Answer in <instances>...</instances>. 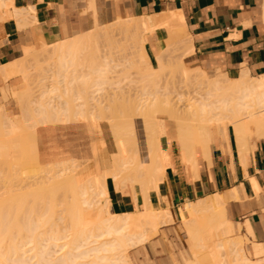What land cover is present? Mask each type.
<instances>
[{
  "label": "bare ground",
  "instance_id": "bare-ground-1",
  "mask_svg": "<svg viewBox=\"0 0 264 264\" xmlns=\"http://www.w3.org/2000/svg\"><path fill=\"white\" fill-rule=\"evenodd\" d=\"M88 1L91 9L97 15L94 5L96 4L95 0ZM179 14L165 13L155 18L119 19L109 25L99 24L95 16V28L90 32L77 33L76 36L64 41L53 42L54 44L52 45H47L42 41L43 51L49 52V55L46 53V57L49 60L47 61L45 56L44 59L41 58V55L40 59L42 60L40 61L43 62H40V64H46L45 61H47V65L51 66L50 59L52 57L50 58V56H58V62H53V60L51 62L53 63V68H58L55 71L59 70V73H56L58 74L57 78L59 83L56 82L58 83H55L56 87H52L58 88V92L63 87L64 90H60V94L61 91L63 92L61 96L56 90L58 96L53 91L55 88L50 90L51 87L47 86L49 90L45 88L46 90L41 92L42 99L39 102L34 103L32 98L31 101L28 100L31 97L28 96L30 95L28 93L31 89L29 79L31 80L30 76L33 73L32 71L30 75V70L31 68H34V70L41 69V65L35 64L36 67L38 65V68H36L32 67L31 63L30 65L28 64L32 52L29 47L24 48L22 58L0 67V75L4 77L6 82L10 79L17 81V77H21L25 84V88H21L22 85L20 84L13 88L7 86L3 89L5 97L7 98L10 94L14 96L15 100L18 99L17 102L19 101L18 104H21L19 105L22 106L23 110L20 118H13L7 111L5 105H3L5 102L0 105V121H4L2 123L0 122V124H3L5 128L7 127L6 130L9 129L11 133L22 132L24 130L22 126L23 122H32L34 134H36V130L40 124H46L48 122L50 116L48 112L51 109L54 112L53 114L58 118H62V123L94 122L99 128L100 120L106 119L105 117L107 116H92L91 113L89 114L90 117L87 115V112L88 110L91 112L95 109V105H104L102 100L106 95L104 90L112 88L111 90H116L117 92L115 91V93L118 95L121 92H125L124 89H127L125 86L127 81V86H136L133 89H139L135 92L138 93V96L134 99L130 95L128 96L131 100L130 98L128 99L126 109L123 111L125 113L121 117L124 123L116 121L115 115H112L114 117H110V115L107 118L117 140V151L112 155L110 162L101 173L97 174L95 170H88L90 166L92 167L91 169H94V164L91 161L82 165L83 161L79 164L74 160H69L63 161L61 170L57 172L50 173L46 170H37L39 173H36L35 179L39 182L31 184L35 180L34 174L30 176L27 173H35L34 171L30 170L28 172L26 171V173L22 171L26 175V178L21 171L15 175V173L0 170V264H34L32 260L36 257H38L36 264H130L127 254L128 244H131L132 241H137V243L134 242L137 245L148 240L146 237L147 232L145 235V231L144 233L142 232L143 229L141 230L142 234L140 227L137 228L139 221L148 225L174 223L177 216L170 207L157 209L149 201L150 193L153 190H158L160 182L165 178V171L168 167L160 141L158 127L160 114L170 116L177 120L184 163L186 165L191 164L194 167L196 177L198 176L197 153L199 145L208 160L212 142L218 138L228 139L230 127L235 134L242 152L244 148L246 149L248 147V145L246 146V142L244 147V141L249 136L251 137L253 134L257 136L264 135V76L254 77L248 72H242L238 78L231 79L226 74L220 73L215 76H209L207 72L199 68H189L184 63L182 56L192 53L193 47L189 36L179 32L178 28H181L183 31L185 30L184 21ZM10 21L14 22L20 31L25 30L31 24L36 23L34 7L18 8L16 7L15 0H0V40L7 36L6 25ZM157 28L168 29L170 38L166 49L160 54H157L158 67L156 68L153 67L154 65L150 61L145 45L147 43V34ZM115 33L116 35L120 33L119 36L121 34L125 35L128 41L125 40V44H122L121 40L118 42L121 44L120 46L115 41ZM113 35L114 37H112ZM112 38L114 40L111 41L110 39ZM100 39H106L107 42L104 40L106 45H102ZM90 45L93 46L90 47ZM124 45L126 46V50L121 48ZM84 47H87L86 49H93L91 53L90 51L88 53L90 49L85 50ZM118 47L122 50L120 51ZM121 52L123 53L121 54ZM176 52L178 54L180 53L179 55L181 57H177L176 55L178 54L175 57L174 54ZM87 53L88 56H83L87 55ZM126 53H129V57H132L129 58L127 56L126 58L124 56ZM82 56L86 57L84 58L85 63L82 60ZM122 56L124 59L121 58ZM34 62L38 63V58L37 62L36 60ZM76 63L80 65L81 71L77 69L79 72L76 70V65L78 66ZM175 63L178 65L177 67ZM43 64L42 67H44ZM57 65L60 66L57 67ZM127 66L130 67L131 72H129L130 69H127ZM173 67H175L174 70L177 71L176 73L180 74V81L185 86L188 87L193 83L204 86L206 90L203 93L193 96L186 102H183L181 99L183 95L179 90L177 92L180 93H176V95H180L178 96V100L175 98V92L168 91L167 93H162L160 83H162L161 81L165 77V72L170 68L173 69ZM44 68L47 69V67ZM124 68L127 69L128 73L125 70L122 71ZM132 69H136V75V72ZM119 72H124V76L114 75ZM132 72H134V75ZM130 74L133 75L132 79V75ZM53 76L56 78V75ZM49 78L53 79L51 77ZM58 85L61 86L60 89L57 87ZM80 86L83 89L87 87L89 89L88 91H90V93L88 92L89 95ZM75 89L79 91L77 92ZM119 90L121 91L120 93ZM71 92L74 94L72 96L73 98L70 96L72 100L68 98ZM80 92H83L84 96L87 95L85 100L82 98L84 96ZM63 96L65 97L63 98ZM106 98L104 102L108 100ZM54 102L56 106L53 108L50 107L49 105ZM178 103H184L186 108L183 112L184 114L178 111ZM127 109L128 111H126ZM92 112L94 113V111ZM126 112L129 113L128 116H126ZM134 117L139 119L138 123L134 120ZM9 130H7L8 134ZM3 137L5 136L3 135L2 139L0 138V157L2 158L3 156L6 158L3 159L8 163L10 150H8L9 152L6 150L7 157H5L4 154L6 152L4 151L9 147L11 149V144H9L11 141L9 142L8 139L9 146L6 147L5 141L7 142L6 139L9 136L5 137V141ZM23 139L20 140L22 141ZM20 140L18 141L20 142ZM246 141L248 144V140ZM21 143L27 144L23 141ZM20 144H15L18 150V147L23 146ZM101 144L103 147L105 146L104 141ZM12 146L15 147L14 144ZM23 148L24 146L22 150ZM14 150L16 151V149ZM16 152L20 153L21 150ZM16 152H14V155ZM20 155H16V157ZM10 163L12 164V161ZM49 174H51L50 177H47L46 175ZM18 175L22 178L19 177L20 179L18 178L17 180ZM28 176L30 177V184L33 185L32 187L35 188L42 184H46V186L35 189L30 187L31 185L29 186V182L27 181ZM31 177L33 179L32 181ZM23 178L25 184L27 181L26 186L25 184L24 186H20L23 182L18 183ZM110 181L113 183L114 189L119 195L129 193L134 196V199H137V188H140L145 207L133 213H115L111 207L112 199L110 198L109 192ZM47 184H50V186ZM95 189L97 190L94 192ZM25 190L34 191L25 194ZM59 190L62 191L60 201L56 200V197L59 195L57 194ZM50 191L54 193L53 202L48 206L52 209L53 221L56 222L58 218L57 221H60L59 223L62 222V225H60L62 229L60 227H54L51 230V234H42L38 233V231L40 229H46V225L50 219H47L45 213L34 218L36 214L34 206L38 202H40V205L42 203L44 204L47 194L51 193ZM97 191L99 194L97 193L96 195ZM255 193L258 195L259 189H255ZM97 197L102 198L99 199ZM236 200H239V194L236 190H233L226 194H217L214 199L207 197L197 202H187L179 209V214L183 219L182 221L188 228V235L193 244V248L199 250L192 252L191 259L183 258L184 264H264V243L254 241L257 237L250 220L247 219L243 224L252 241V246L249 248L250 254L256 260L251 259L247 254L248 250L246 251V248L248 247L245 246V240L241 236V227L236 225L228 215L227 208L229 204ZM89 212H94L93 215L95 217L91 215L94 217L93 219L88 215ZM137 222L138 224L133 230L136 229L137 233L139 231L141 235L138 233L139 235L136 236V233L134 234L136 231L131 230L130 236L128 233L130 230L128 231V229L132 224L136 225ZM63 232L65 233L63 234ZM106 236H111L113 241L112 239H110L112 242L106 241L107 238H104L103 242L102 238ZM68 237L73 238L70 240L71 244L68 242L71 245L70 249L62 253V248L64 246L66 248L68 245L67 242L64 244H60L59 242ZM47 239L54 241L47 245L51 249L44 246L43 241ZM100 239L102 240L101 242ZM32 244H37L42 248L38 252H35L34 256H28L27 254L32 250H26V247ZM91 244L94 245L91 246ZM56 247H59L60 254L62 253L58 255L59 257H56L54 253H59V251L52 250L54 248L56 249ZM89 258L92 259L90 260Z\"/></svg>",
  "mask_w": 264,
  "mask_h": 264
},
{
  "label": "crops",
  "instance_id": "crops-1",
  "mask_svg": "<svg viewBox=\"0 0 264 264\" xmlns=\"http://www.w3.org/2000/svg\"><path fill=\"white\" fill-rule=\"evenodd\" d=\"M15 4L18 8L34 7L36 23L23 31L14 22L7 23V36L0 40V67L22 58L25 47L40 48L42 41L52 45L95 28V21L86 22L82 16L86 7L83 0H15ZM104 7L116 21L180 13L184 33L193 47L192 53L184 59L186 63L205 72L226 74L231 79L238 78L242 72L254 77L264 76V0H107ZM150 33L146 36L145 48L152 65L157 66V54L166 49L169 31L157 28ZM17 79H10L13 83L4 88L23 84L21 77ZM8 82L0 75V83ZM158 127L168 167L158 190L149 195L152 206L170 207L177 212L187 202L215 198L217 194L236 190L239 200L229 204V214L232 207L235 218L245 220L243 223L250 220L256 237L264 240V135L247 138L248 144L245 140L244 147L246 142L249 148L242 152L230 128L228 139L212 142L208 160L203 150H198L196 177L194 167L184 163L175 121L158 118ZM36 138L38 161L43 166L69 160L91 161L99 174L116 153L115 141L108 127L101 123L99 128L94 122L40 125ZM255 189H259L258 195ZM109 191L112 210L117 214L133 213L145 207L140 188H137V199L129 193L119 195L111 181Z\"/></svg>",
  "mask_w": 264,
  "mask_h": 264
},
{
  "label": "rangeland",
  "instance_id": "rangeland-1",
  "mask_svg": "<svg viewBox=\"0 0 264 264\" xmlns=\"http://www.w3.org/2000/svg\"><path fill=\"white\" fill-rule=\"evenodd\" d=\"M85 3H86V8L84 7V9H83V11H82V16L84 17V20L86 21V22H90V21H92V22H94L95 21V12H94V10H92L91 9V7H90V4H89V1L88 0H83ZM104 1H107V0H97V3H96V10H97V18H98V21H99V23H104V22H106V23H114V22H116V17H112V16H110L109 14H107V10H106V8L104 7ZM90 7V8H89ZM85 10V11H84ZM179 29V32L181 33V34H184V31L181 29V28H178ZM168 30V29H167ZM118 33V32H117ZM74 34V33H73ZM115 35H116V33H115ZM118 35V36H117ZM115 37H114V35L112 36V37H114L115 38V41H117V43L118 42H120L121 40V42H122V44L125 42V40L126 41H128V39H127V37L125 36V35H122L121 34V36H119L120 35V33L119 34H117ZM116 37H117V39H116ZM114 38H112V39H110L111 41L112 40H114ZM125 38V39H124ZM170 38V37H169ZM101 40V39H100ZM103 40V41H102ZM101 41H100V43L102 44V45H106V42H107V40L106 39H102ZM104 40H106V42L104 41ZM114 41V42H115ZM167 43H168V41H167ZM120 46H121V44L120 43H118ZM125 44V43H124ZM93 45H90V47H92ZM119 46V47H120ZM87 47H89V46H87ZM87 47H84V49L85 50H88V49H90V50H88V53H89V51H90V53H91V50L93 49H91V48H88V49H86ZM118 47V48H119ZM125 45H124V47H121V48H123V49H125ZM30 50L32 51L31 52V55H30V59H29V62H28V64L30 65V63H31V65H32V67H36L35 66V64H38V65H41V69L39 68V69H36V68H38V65H37V67L35 68L36 70H34V68H31V70H30V75H31V72L33 71V73H32V76H30L31 77V80L29 79V81H30V92H32V93H28V94H30V95H28L30 98H28V100L29 101H31V98H32V100L34 101V103H36V102H39L42 98V93L41 92H43L44 90H46V89H48V87H51L50 88V90H53L55 87H56V84H58L59 82H58V78H57V76H58V74H56L57 72L59 73V70H56L55 71V69H58V68H53V63L51 62L52 60H53V62L54 61H57V55L54 57V56H50V58L52 57V58H54V59H50L51 61H50V64H51V66L49 67L48 65H47V61L49 60V58H47L46 56H47V54L46 53H48V55H49V52L48 51H43V48H42V46L40 47V48H38V47H30ZM36 50V51H35ZM119 50L121 51L122 49H120L119 48ZM126 50V49H125ZM42 51V52H41ZM124 51V50H123ZM125 52V51H124ZM126 52H128V51H126ZM42 53V54H41ZM88 53H87V55H83V56H88ZM123 52H121V54H122ZM46 54V55H45ZM125 54V53H124ZM176 54H178L177 52L174 54V56L176 55ZM180 54V53H179ZM176 55L177 57L178 56H180V55ZM35 55V56H34ZM42 55V56H41ZM190 55V53H188V54H185L184 56H182L183 58V61H184V59L187 57V56H189ZM40 56H41V58H45L46 57V59H47V61H45L46 62V64H43V63H41L40 64V62H43V61H40V60H42V59H40ZM45 56V57H44ZM82 56V60H83V62L85 61L84 60V58H86V57H83ZM89 56H91V55H89ZM118 57H119V55H117ZM124 56H126V58H127V56L129 57L130 56V54L129 53H126V55H124ZM175 56V57H176ZM35 58V59H33V58ZM132 57V56H131ZM131 57H129V58H131ZM174 57V58H175ZM181 57V56H180ZM37 58H38V63H35L34 62V60H36V62H37ZM88 58V57H87ZM117 58V57H116ZM121 58H123L124 59V57L122 56ZM128 58V59H129ZM33 59V60H32ZM76 59H78V58H76ZM90 59H91V57H90ZM118 59V58H117ZM176 59V58H175ZM32 60V61H31ZM81 60V59H80ZM79 60V61H80ZM59 61V60H58ZM57 61V62H58ZM75 61H77V60H75ZM74 61V62H75ZM88 61V60H87ZM86 61V62H87ZM174 61V60H173ZM34 62V63H33ZM44 62V63H45ZM185 63H186V61H184ZM33 63V64H32ZM49 63V62H48ZM60 63V62H59ZM59 63H57V64H59ZM85 63V62H84ZM89 63V62H88ZM42 64H43V66L44 67H47V69L46 68H44V67H42ZM55 64H56V62H55ZM76 64H78V66L76 65V70L77 69H79L80 70V65H79V63H76ZM47 65V66H46ZM130 65V64H129ZM175 65H176V63H175ZM186 65L189 67V68H192V69H195L196 67H192V66H190L188 63H186ZM60 66V65H59ZM58 65H57V67H59ZM178 65H176V67H177ZM29 67V66H28ZM54 69H52V68ZM55 67V66H54ZM153 67H158V62H157V66H153ZM52 70H50V69ZM130 69V67H128L127 66V69ZM43 69V70H42ZM46 69V70H45ZM127 69H121L122 71H124L125 70V72H127ZM175 69V67H173V69H169L168 71H166L165 72V77H164V79H162V83H160V90H161V92L162 93H167L168 91L169 92H175L174 94L176 95V93H180V92H177L178 90L179 91H181L182 92V95L183 96H181V99L183 100V102H186V101H188L189 99H191L193 96H196V95H198L199 93H203L206 89H205V87L204 86H199V85H196V84H193L192 83V85H190V86H185V84L184 83H182L181 81H180V74H177L176 72L177 71H175L174 70ZM179 69V68H178ZM42 70V71H41ZM134 72H136L135 70L136 69H132ZM172 70V71H171ZM44 71V72H43ZM54 71V72H53ZM78 71V70H77ZM81 71V70H80ZM120 71V70H119ZM129 71V70H128ZM175 71V72H174ZM43 72V73H42ZM53 72V73H52ZM79 72V71H78ZM129 72H131V69H130V71ZM134 72H132V74L134 75ZM55 73V74H54ZM128 73V72H127ZM179 73H181L180 71H179ZM208 74H209V76H213V75H215V74H217V73H220V72H215V73H209V72H207ZM41 76H39V75ZM124 74V72L122 73V72H119V73H115L114 75H123ZM126 74V73H125ZM132 74H130V75H132ZM137 74V72L135 73V75ZM50 75V76H49ZM53 75H56V78L53 76ZM133 75L131 76V79L133 78ZM124 76V75H123ZM49 77H51V78H53V79H50ZM120 77V76H119ZM136 77V76H135ZM138 77V76H137ZM127 78V77H126ZM54 79H56V81H54ZM61 79V78H60ZM127 79H129V78H127ZM138 79V78H137ZM123 80H125V79H123ZM139 80V79H138ZM133 81V80H132ZM136 81V80H135ZM52 82V83H51ZM56 82H58V83H56ZM12 83V80H10L8 83H0V105L1 104H3L4 102V104L3 105H5V107H6V109H7V111L11 114V116L13 117V118H20L21 117V114L23 113V110H22V106H20L19 104H18V102H17V100L18 99H16L15 100V97L14 96H12L11 94L6 98L5 97V94H4V90H3V88L7 85V84H11ZM54 83V84H53ZM56 83V84H55ZM127 83H128V81H127ZM127 83H126V87H127V89H124V91L126 92H121L120 90H119V93L120 94H118L117 95V93H115V91H114V89L113 90H111L112 88H109V90L108 89H106V90H104L105 91V94L106 95H108V96H106L105 94V98L106 99H108V100H105L106 102H104V99H102L103 100V103H104V105L102 106V105H100V106H102V107H100L99 105H95L94 106V108L95 109H93L92 111H94V113L91 111H89L88 110V116H90L89 114H91L92 113V116H98V115H100V116H107V117H105L106 119H102V120H100V123L101 124H105L107 127H108V130H109V132H110V134H111V136L113 137V139H114V141H115V149H116V151H117V140H116V137H115V134H114V131H113V129H112V127L110 126V124H109V120L107 119L110 115V117H114V116H112V115H115V119H116V121H119V123H124V121H123V118L121 119V117H123V113H125V112H123V111H125L124 109H126L125 107L127 106V104H128V99L130 98V97H128L129 95L132 97V99H134L136 96H138L137 94L138 93H135V92H137V90H139V89H133V87H136V86H133V87H129V85L127 86ZM36 84V85H35ZM50 86H49V85ZM53 84V85H52ZM124 84H125V81H124ZM22 86H21V88H25V84L23 83V84H21ZM60 85V84H59ZM57 86V87H59V89H60V87L61 86ZM130 85H132V84H130ZM136 85V84H135ZM42 86V88H43V86H44V88H43V90H42V88H40ZM48 86V87H47ZM52 86H55V87H52ZM141 86V85H140ZM185 86V87H184ZM81 88H82V86H80ZM46 88V89H45ZM53 88V89H52ZM63 90H64V88L63 87H61ZM71 88V87H70ZM72 88H74L73 86H72ZM71 88V89H72ZM77 88V87H76ZM81 88H79L78 87V89H80V91H87V95H89L88 94V92L90 93V91H88L89 89H87V87H85L84 89L82 88V90H81ZM140 88V87H139ZM58 89V88H57ZM57 89L55 88L53 91H57ZM62 89H60V90H62ZM187 89V90H186ZM49 90V89H48ZM60 90H59V95L61 96V94L63 93L62 91H61V94H60ZM75 90H77V89H75ZM108 90V91H107ZM127 90V91H126ZM132 90V91H131ZM133 90H134V92H133ZM136 90V91H135ZM174 90V91H173ZM55 91V93L57 94V92ZM79 90H77V92H78ZM103 91V92H104ZM107 91V92H106ZM112 91V92H111ZM114 91V92H113ZM2 92V93H1ZM117 92V91H116ZM81 93V92H80ZM126 95H125V94ZM84 93L82 92L81 93V95H83ZM85 94V95H86ZM110 94V95H109ZM113 94H116V95H113ZM128 94V95H127ZM136 94V95H135ZM172 94V93H171ZM176 95V99L178 100V96H180V95ZM74 94L71 92L70 93V95H69V97L68 98H70L71 99V97L73 96ZM86 95V96H87ZM121 97H120V96ZM135 95V96H134ZM12 96V97H11ZM57 96H58V94H57ZM71 96V97H70ZM84 96V95H83ZM86 96H84V97H82L84 100H85V98H86ZM102 96V95H101ZM113 96V97H112ZM116 97V99H115V97ZM119 96V97H118ZM126 96V97H125ZM174 96V95H173ZM65 96H63V98H64ZM89 97V96H88ZM123 97V98H122ZM73 98V97H72ZM75 98V97H74ZM175 98H173L174 100H175ZM110 99V100H109ZM67 100V99H66ZM65 100V101H66ZM72 100V99H71ZM75 100V99H74ZM87 100V99H86ZM130 100H131V98H130ZM7 102V103H6ZM127 102V103H126ZM17 103V104H16ZM50 107H54V106H56V103L54 102V103H52V104H50L49 105ZM33 107V106H32ZM129 107V106H128ZM178 111L179 112H182V114H184L183 112L185 111V106H184V103H178ZM184 108V109H183ZM51 109V108H50ZM91 109V108H90ZM123 109V110H122ZM181 109H182V111H181ZM122 110V111H121ZM126 111H128V109L126 110ZM49 119H48V122L46 123V124H50V123H62V118L60 117V118H58L55 114H53L54 112L52 111V109L51 110H49ZM119 113V114H118ZM127 113V115L126 116H128V112H126ZM132 113H134V112H132ZM93 114H95V115H93ZM135 114V113H134ZM161 115V114H160ZM119 118H118V117ZM166 116V115H165ZM91 117V116H90ZM104 117H102V118H104ZM117 117V118H116ZM168 117V118H167ZM99 118H101V117H99ZM127 118V117H126ZM135 118V117H134ZM159 118L160 119H163V120H165V121H169V118L170 119H172V120H174L175 121V123L177 124V120L176 119H174V118H171L170 116H166V117H164V116H159ZM124 120H125V118H124ZM134 120H136V122L138 123L139 122V119L138 118H135ZM123 121V122H122ZM1 123L2 122H4V121H0ZM1 126H0V135H2V133H3V135L5 136V137H8L7 139L5 138V137H3V140L4 139H6L7 140V142L5 141V143H6V147H8L9 145H8V139H9V142L11 141V143H9V144H11L10 146H11V149H10V147L9 148H6L5 149V151L4 152H6V154H4L5 155V157H7L6 155H7V151L8 150H10V156L8 157L9 158V161L11 162L12 161V164L8 161V160H6V161H8V163H10V164H8L7 162H5V160L4 159H6V158H4L3 156H2V158L0 157V170L1 171H4V172H12L13 174L15 173V175H16V173L17 172H19V171H24L25 173H26V171L28 172V171H34L35 173H31V174H28L27 173V175H30V176H32V174H34L33 176H34V179H35V177H36V173L38 172L39 173V171H37V170H46V171H48V172H50V173H53V172H57V171H59V170H61V166H62V162L61 163H57V164H51V165H48V166H43V165H41L40 163H39V161H38V151H37V138H36V134H34V129H33V125H32V122H23V129L24 130H22V132H17V133H11L10 132V130L9 129H7V130H9V134H8V131L6 130V128L3 126V124H0ZM40 125H45V124H40ZM231 128V127H230ZM112 130V131H111ZM7 133H6V132ZM2 132V133H1ZM5 132V133H4ZM7 134V135H6ZM2 135V136H3ZM254 136H257V135H255V134H253ZM252 135V136H253ZM2 136H0V138L2 139ZM259 136V135H258ZM12 137H13V139H12ZM16 137H17V139H16ZM19 137H21V138H19ZM23 137H24V139H23ZM10 138H11V140H10ZM19 138V139H18ZM249 138H251L250 136H249ZM20 139H23L22 141L23 142H26L27 144H25V143H21L22 141L20 140ZM218 139H221V138H218ZM223 140H224V138H222ZM221 139V140H222ZM15 140H17L16 142H15ZM18 140H20V142L18 141ZM12 142H13V144H14V146H15V144H20L21 146L23 145L24 146V148H23V150H22V147H18L19 148V150H21V152L20 153H17L16 151H19L16 147L17 146H15V147H13L12 145ZM17 142H19V143H17ZM12 148H13V150H12ZM14 149H16V151L14 150ZM7 150V151H6ZM199 151L201 150V146L199 145V149H198ZM23 151V152H22ZM3 152V153H4ZM14 152H16L15 153V155H14ZM201 152V151H200ZM2 153V154H3ZM8 153V154H9ZM22 156H21V155ZM16 155H20L18 158L16 157ZM14 157H15V159H14ZM204 157V156H203ZM4 158V159H3ZM205 158V157H204ZM206 159V158H205ZM15 160V161H14ZM14 161V162H13ZM77 163H81V161H76ZM90 164H91V162H89ZM89 163H88V166H89ZM86 164V162L84 163V161L82 162V165H85ZM94 166V165H93ZM92 167L90 166V167H88V170L90 169L91 171L93 170H95V167H93L94 169H91ZM105 169V168H104ZM36 170V171H35ZM87 170V171H88ZM15 171V172H14ZM23 173V172H22ZM37 173V174H38ZM24 174V173H23ZM42 174H45V173H42ZM25 175V174H24ZM50 175L51 174H49V175H46L47 177H50ZM20 176H22V174H20ZM19 175H18V177L16 178L17 180H18V178L20 177ZM24 177V176H23ZM25 177H26V175H25ZM44 177V176H43ZM20 178H22V177H20ZM19 178V179H20ZM27 178V177H26ZM29 176H28V182H29V186L31 185V184H36L35 182H37L36 180L37 179H35V180H33L32 179V177H31V181H32V183L30 182V180H29ZM20 181V180H19ZM18 181V183L20 184V183H22L23 182V184L21 185L20 184V186H24V184H25V180H24V178L22 179V181L21 182H19ZM27 181H26V184H27ZM17 182V181H16ZM34 182V183H33ZM39 182V181H38ZM37 182V183H38ZM31 183V184H30ZM26 184H25V186H26ZM48 186H50V184H47ZM28 186V185H27ZM33 185H31L30 187H32ZM42 186H46V184H42V185H38L37 187H35V188H38V187H42ZM32 188H34V187H32ZM34 188V189H35ZM36 190H38V189H36ZM41 190V189H40ZM97 189H95L94 190V192L96 191ZM115 190V189H114ZM26 192H24L25 194L26 193H28V192H33L34 190H25ZM98 191H99V188H98ZM96 192V195H97V193L99 194V192ZM51 193H49V194H47V196H46V198H45V203L43 204H41L40 205V202H38V203H36V205L34 206V209H35V211H36V214L34 215V218H37L38 217V215H41V214H43V213H45L46 214V217H47V219L49 220L50 219V221L48 222V224L46 225V229H40V231H38V233H46V234H51V230H53L54 229V227H60L61 229H62V226H60V225H62V222L61 223H59L60 221H57L58 220V218H57V220H56V222H54L53 221V217H52V209H51V207H49L48 205H51V203L53 202V194L54 193H52V191H50ZM100 192H101V188H100ZM110 192V191H109ZM57 194H59L56 198V200H59V199H61L62 198V191L61 190H59L58 191V193ZM93 194H95V193H93ZM41 195V194H40ZM42 196V195H41ZM97 198H99V199H101L102 197H97ZM211 199H214V197L213 198H211ZM40 200V199H39ZM95 200H97V199H95ZM48 201H49V203H48ZM60 201V200H59ZM100 201V200H99ZM98 201V202H99ZM198 201V200H197ZM196 201V202H197ZM98 202H96V203H98ZM48 203V204H47ZM182 207V206H181ZM180 207V208H181ZM179 208V209H180ZM174 211V210H173ZM230 211H231V215L229 214V206H228V208H227V212H228V215H229V217H230V219L236 224V225H239L240 227H241V236L244 238V240H245V246L246 247H248V248H246V251L248 250V252H247V254L249 255V257L251 258V259H254V260H256V258L255 257H253L251 254H250V251H249V248H250V246H252V241H251V239H250V237H249V234H248V232H247V230H246V228L244 227V224H243V222L245 221V220H242V219H239V218H235L234 216H233V213H232V207H230ZM174 213L176 214V220H175V222L174 223H167V224H161V225H158V224H151V225H148V224H145L144 222L142 223V222H140L139 221V224H138V222L136 223V225L134 224H132L131 226H130V228L128 229V231H126V232H128L129 233V235L131 234L130 232H132V231H136V229L135 230H133L134 228H136V226H137V224L139 225L137 228H139L140 227V232H141V230H143L142 232L144 233V231H145V235H146V232H147V235H149V233H150V235L149 236H147L146 235V237L148 238V240H146L145 242H143V243H140V244H137V245H135V243L134 242H136L137 243V241H132V243L129 245L128 244V247H127V254H128V257H129V262H130V264H184L185 262L183 261V258L184 259H191V255H193V253L192 252H195V251H199L198 249H194L193 248V244H192V242H191V240H190V237H189V235H188V228H187V226H186V224L182 221L183 219H182V217L180 216V214H179V211L177 210V212H175L174 211ZM94 214V212H92V213H90L89 212V216L93 219L94 217H95V215H93ZM91 215H93L94 217H92ZM56 217V216H55ZM54 217V218H55ZM56 219V218H55ZM141 223V224H140ZM146 226H144V225ZM142 225V226H141ZM243 226V227H242ZM144 227V228H143ZM256 227H257V225H256ZM157 228V229H156ZM132 230V231H131ZM139 230V229H138ZM156 230V231H155ZM62 231V230H61ZM140 232L138 231V233L140 234ZM141 232V233H142ZM65 232H63V234H64ZM70 233V232H69ZM68 233V234H69ZM72 233V232H71ZM127 233V234H128ZM136 233V236H138L139 234L137 233V231L136 232H134V234ZM142 233V234H143ZM152 234V235H151ZM141 235V234H140ZM131 236V235H130ZM135 236V235H134ZM135 236V237H136ZM70 237H71V235H70ZM70 237H68L67 239H65V240H62V241H60L59 243L61 244H64V243H66L67 242V245L69 246H66V248H65V246H64V248H62L63 250H61V252L62 253H64V252H66V251H69V249H70V246L71 245H69L68 244V242H70V240L71 239H73V238H70ZM104 238L106 239H109V240H107L106 239V241H110V239H112L111 238V236H106V237H103L102 238V240H103V242H104ZM136 239V238H135ZM257 239V240H256ZM254 241H257V242H261V241H264L262 238H259L258 239V237L256 238ZM101 239H100V242L102 241ZM115 240V239H114ZM105 241V242H106ZM112 241H113V239H112ZM112 241H110V242H112ZM44 242V246H47V245H49L50 243H53L54 241L53 240H51V239H47V240H45V241H43ZM251 243V244H250ZM70 244H71V242H70ZM248 246H247V245ZM94 244H91V246H93ZM89 247H90V245H88ZM42 247L41 246H38L37 244H32V245H28L27 247H26V250H32V251H30L27 255L28 256H34L35 255V252H38V250H40ZM47 248H49V249H51V247H49V246H47ZM194 249V250H193ZM52 250H55V251H59V247L57 248L56 247V249L54 248V249H52ZM193 250V251H192ZM53 252V251H52ZM76 252V251H75ZM78 252V251H77ZM55 254H53V255H55L56 257L60 254V251H59V253L57 254L56 252H54ZM61 253V254H62ZM60 254V255H61ZM110 255V254H109ZM59 257V256H58ZM93 258V257H92ZM92 258H89L90 260L92 259ZM89 259H87V260H89ZM37 260H38V257H36V258H34L33 260H32V262L34 263V264H36V262H37ZM184 262V263H183Z\"/></svg>",
  "mask_w": 264,
  "mask_h": 264
}]
</instances>
